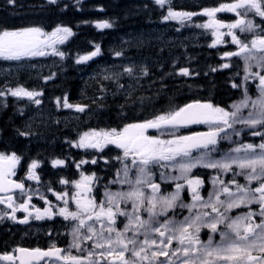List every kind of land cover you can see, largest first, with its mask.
<instances>
[{"label":"snow or ice","instance_id":"obj_1","mask_svg":"<svg viewBox=\"0 0 264 264\" xmlns=\"http://www.w3.org/2000/svg\"><path fill=\"white\" fill-rule=\"evenodd\" d=\"M5 2L16 5V0ZM45 3L60 7V0ZM154 3L161 9L168 5L162 14L164 22L210 30L213 39L209 47L216 48L230 38L235 49L223 51L221 60L226 62L219 67L230 69L234 57L242 65V76L237 72L240 79L231 84L238 99L221 106L211 99L191 98L181 104L167 97L158 104L152 96H135L137 89L143 88L142 81L152 79L151 68L127 55L123 47L111 49L117 59L91 77L100 93L92 98V104L102 108L98 101L110 91L113 96L123 95L120 115L125 118L115 126L89 127L65 141L85 155L75 162L78 179L61 178L59 184L64 187L59 191L47 186L58 204L38 187L26 184L33 181L41 185L37 172L41 165L36 159L25 167L23 157L15 151L0 152V221L27 225L31 220L59 217L67 230L57 233L66 235V246H58L54 239L47 248L6 246L0 251V264H264V0H220L199 12L174 11L171 0ZM66 9L64 5L62 10ZM220 13L234 18L225 22L218 17ZM195 16L207 18L206 22L190 25ZM94 26L112 29L114 22L100 20ZM73 35L70 27L59 24L51 30L36 24L0 27V61L18 65L38 57L63 61L66 52L58 45ZM125 43L132 46V41ZM102 56L101 46L92 43V50L78 54L74 63L91 67ZM167 74L184 78L199 75L189 67L176 68L175 62ZM55 76L51 72L45 82ZM7 95L39 106L43 92L5 85L0 96ZM155 95L160 97V91ZM129 102H139L142 109L151 110L148 115L129 117L125 111ZM55 103L58 109L62 106L78 114H92L91 105L72 103L68 94L57 97ZM15 131L20 137L36 135L20 128ZM245 136L258 137L259 142H245ZM98 159L104 164L114 160L119 165L106 182L94 171L81 168L97 165ZM51 165L64 167L65 159H53ZM198 169L209 170L211 188L206 198L202 194L205 180ZM34 197L42 205L37 206ZM184 210L187 215H183Z\"/></svg>","mask_w":264,"mask_h":264},{"label":"trees","instance_id":"obj_2","mask_svg":"<svg viewBox=\"0 0 264 264\" xmlns=\"http://www.w3.org/2000/svg\"><path fill=\"white\" fill-rule=\"evenodd\" d=\"M219 2L220 0H196L190 5H183L178 0H171V6L174 11L199 12L202 7L215 6ZM64 5H67L66 10H62ZM81 7L82 10L78 11ZM167 7L166 4L165 8L161 9L155 5L154 0H81V3L77 0H60V7L56 8L48 6L45 0H16L15 7L6 5L5 0H0V27L36 24L51 30L59 24L70 27L74 32L73 38L60 47L66 52L65 60L61 61L58 57L38 58L24 62L17 71L0 70V90H3L5 85L10 88L21 85L29 90L43 92L39 106L27 99L18 100L10 95L0 96V152L15 151L23 157L22 164L25 166L31 159H36L41 165L38 168L41 185L26 181L28 185L38 187L41 192H47L48 185L59 191L64 187L59 184L61 178L78 179L75 162L85 154L65 141L75 139L77 132L89 127L115 126L122 123L125 118L120 115V105L125 103L123 95L113 96L110 91L103 101H98L103 104L102 108L92 104V98L100 93L91 77L100 68L110 67L117 59L111 54V49L123 47L127 55L138 62H146L151 68L154 74L152 79L145 78L142 81L143 88H138L135 96H152L158 104H163L164 98L167 97H172L181 104L191 98L211 99L221 106L238 99L237 90L232 89L231 84L239 81L237 72L242 76V65L234 57L230 69L219 67L226 62L221 60L223 51L234 50L235 46L228 44L225 47H209L213 39L210 32L194 26L181 27L174 21L164 22L162 14H166ZM101 8L103 11H99ZM222 18L228 22L234 17L225 13ZM100 20L112 21L114 27L98 31L94 25ZM200 20L204 21L206 18L195 16L189 24L200 23ZM177 28H180V31H176ZM90 41L101 46L103 56L96 58L98 63L90 62L91 67L76 65L74 58L78 54L92 50ZM125 41H132V46ZM174 62L176 68L189 67L199 75L193 78L168 75ZM212 68L217 71H211ZM51 72L56 73L55 78L45 82L44 78ZM108 86L110 90L113 89L112 85ZM157 90L161 93L160 97L155 95ZM65 94H68L72 103L91 105L92 114L72 115L62 106L58 109L55 100ZM150 110L142 109L139 102L135 105L129 102L125 109L129 117L148 115ZM17 128L32 131L36 135L20 137L16 134ZM244 140L252 139L245 136ZM58 158L65 159L67 170L52 167L51 161ZM118 166L114 160L104 164L102 159H98L97 165L85 164L81 165V168L94 171L97 176L104 177L106 182L113 177ZM208 176L209 174L203 177ZM52 224L50 230L54 231L57 225ZM12 226L8 221L0 225V228H5V231L0 233V249L1 246L17 244L46 248L47 241L51 238L46 236L44 229L36 235L31 231L22 233V237H19L18 234L8 231ZM59 245L64 246V241L59 240Z\"/></svg>","mask_w":264,"mask_h":264},{"label":"rangeland","instance_id":"obj_3","mask_svg":"<svg viewBox=\"0 0 264 264\" xmlns=\"http://www.w3.org/2000/svg\"><path fill=\"white\" fill-rule=\"evenodd\" d=\"M195 0H178V2H180V3H182L183 5H190V4H192L193 2H194ZM219 17V16H218ZM207 19V18H206ZM205 22H206V20H204ZM203 20H200V23H203L204 22ZM208 32H210V30L208 31ZM226 40L228 41L227 43H224V44H220V45H217V46H223V47H225V46H228V44L229 45H231V43H230V38H226ZM61 45H58V47H60ZM234 46V45H233ZM7 68H8V71H11L14 67H11V66H7ZM71 111V114L73 115V114H77V113H75L73 110H70ZM248 138H251L252 140H248V141H245V142H254V143H258L259 142V138L258 137H252V136H247ZM224 144H225V148H227L228 147V145L226 144V142H224ZM26 167V166H25ZM65 167V166H64ZM57 168H63V167H57ZM56 168V169H57ZM204 170H206V169H200L199 171H204ZM18 171H19V169H18ZM207 171V170H206ZM37 172H38V169H37ZM20 173H22V175H23V172H20ZM158 175V174H157ZM237 178H241V177H237ZM31 182H33V181H31ZM35 183V182H34ZM210 188H211V184H210ZM210 188H208V189H210ZM207 189V190H208ZM113 190H115V186H113ZM207 190H206V192L203 194V192H202V194L205 196V198H206V195H207ZM42 194H44V195H46L53 203H55V204H58L59 202L58 201H56V199H55V197L54 196H52L51 195V192H41ZM186 195V194H185ZM187 198V197H186ZM33 202L34 203H36L37 204V206H40V205H42V201H40V200H38L36 197H34L33 198ZM0 211H3V206L2 205H0ZM235 211H238V210H235ZM188 213H187V211L186 210H184V212H183V215H187ZM180 218H182V216L180 217ZM62 219L61 218H59V217H57L55 220H51V221H49V220H45V221H36V220H31L30 221V223L28 224V226L30 227V228H34L35 229V231L36 232H38L39 230H40V224H45L46 222H51V223H53V222H60ZM60 225H61V228H63L64 227V225L66 224V222H63V223H59ZM67 231V230H66ZM49 232V231H48ZM66 233V232H65ZM55 234V232L53 233V235ZM203 238V237H202ZM204 239H206V236H205V238ZM65 244H67V237H65Z\"/></svg>","mask_w":264,"mask_h":264},{"label":"flooded vegetation","instance_id":"obj_4","mask_svg":"<svg viewBox=\"0 0 264 264\" xmlns=\"http://www.w3.org/2000/svg\"><path fill=\"white\" fill-rule=\"evenodd\" d=\"M21 215L23 216V214H22V213H17V216H18V217H19V216H21Z\"/></svg>","mask_w":264,"mask_h":264},{"label":"water","instance_id":"obj_5","mask_svg":"<svg viewBox=\"0 0 264 264\" xmlns=\"http://www.w3.org/2000/svg\"><path fill=\"white\" fill-rule=\"evenodd\" d=\"M200 126H202V125H200ZM192 127H196V125H194V126H192Z\"/></svg>","mask_w":264,"mask_h":264}]
</instances>
